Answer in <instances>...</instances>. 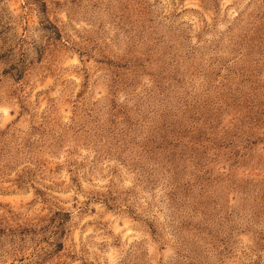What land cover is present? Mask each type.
<instances>
[{
    "label": "rangeland",
    "instance_id": "1",
    "mask_svg": "<svg viewBox=\"0 0 264 264\" xmlns=\"http://www.w3.org/2000/svg\"><path fill=\"white\" fill-rule=\"evenodd\" d=\"M0 264H264V0H0Z\"/></svg>",
    "mask_w": 264,
    "mask_h": 264
}]
</instances>
